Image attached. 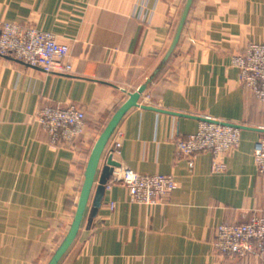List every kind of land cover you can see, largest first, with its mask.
I'll return each instance as SVG.
<instances>
[{
	"label": "crops",
	"instance_id": "obj_1",
	"mask_svg": "<svg viewBox=\"0 0 264 264\" xmlns=\"http://www.w3.org/2000/svg\"><path fill=\"white\" fill-rule=\"evenodd\" d=\"M187 0H0V21L53 34L68 47L72 75H46L0 58V264H48L68 234L90 153L114 113L152 76ZM264 44V0H192L172 55L118 121L101 154L140 175L171 176L156 206L105 190L91 218V190L76 238L58 264H264V254H215L214 230L264 215V175L253 161L264 135V103L239 82L231 59ZM46 105H73L84 133L54 149L35 120ZM203 118L239 127L225 171L200 153L192 169L174 141ZM120 134V135H118ZM120 139L119 154H110ZM97 179V176H96ZM110 204L114 205L113 210Z\"/></svg>",
	"mask_w": 264,
	"mask_h": 264
},
{
	"label": "built area",
	"instance_id": "obj_2",
	"mask_svg": "<svg viewBox=\"0 0 264 264\" xmlns=\"http://www.w3.org/2000/svg\"><path fill=\"white\" fill-rule=\"evenodd\" d=\"M0 58H10L46 75L70 76L68 47L60 44L53 34L29 26L0 21ZM238 70L239 82L259 102L264 103V44L248 43L231 59ZM35 120L47 135L51 148L72 146L84 133V112L73 105H46ZM120 135V134H118ZM239 127L230 123L203 118L194 134L174 141L175 158H184L192 169L196 157L203 152L211 155L210 172L225 171V156L239 146ZM120 139L111 143L109 153L119 154ZM253 161L258 174L264 175V135L253 146ZM125 187L129 202L140 206L163 203L175 189L171 176L140 175L127 167L115 168L105 185ZM111 210L114 205L110 204ZM212 248L215 254L245 257L264 254V215H252L243 224L219 225L214 230Z\"/></svg>",
	"mask_w": 264,
	"mask_h": 264
},
{
	"label": "water",
	"instance_id": "obj_3",
	"mask_svg": "<svg viewBox=\"0 0 264 264\" xmlns=\"http://www.w3.org/2000/svg\"><path fill=\"white\" fill-rule=\"evenodd\" d=\"M191 4H192V0L186 1L182 14L179 19V22L177 24L176 30L174 32V36L171 41V44L167 52L165 53L159 67L155 70L152 76L146 80V82L143 85H141L133 93L129 94L127 100L114 113V115L111 117V119L106 124L103 131L101 132L96 143L94 144V147L92 148V151L90 153L89 160L86 166L84 180H83V184L81 187L76 211L73 216L70 230L68 234L66 235V237L64 238L63 242L61 243V245L58 247V249L55 251V253L51 257L48 264H58L61 257L65 254L67 249L70 247V245L76 238L81 222L83 220V216H84L88 201L90 199V194H91V190L93 188L94 182H96V187L94 190V194L92 196L90 217L93 218L96 215L98 209L100 208L101 201H102V198L105 192V185L107 181L109 180L113 170L119 167V163L113 160L112 155H109L105 159L104 164L99 169V162L101 159V154L112 132L114 131L118 121L127 111H129L131 108L136 107L138 105V100L140 96L146 90L147 86L154 80V78L157 76V74L160 72V70L163 68V66L166 64V62L172 55L180 39L181 32H182V29H183L185 20L187 18L188 11L190 9ZM96 176H97V179H96Z\"/></svg>",
	"mask_w": 264,
	"mask_h": 264
}]
</instances>
